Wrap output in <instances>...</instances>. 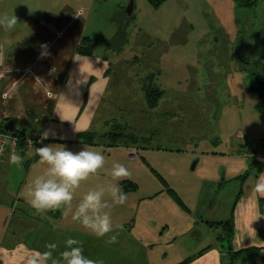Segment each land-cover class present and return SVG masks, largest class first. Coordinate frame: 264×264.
I'll use <instances>...</instances> for the list:
<instances>
[{
	"label": "crops",
	"instance_id": "1",
	"mask_svg": "<svg viewBox=\"0 0 264 264\" xmlns=\"http://www.w3.org/2000/svg\"><path fill=\"white\" fill-rule=\"evenodd\" d=\"M91 2L94 0H0V15L7 13L18 18L13 30L0 28V129L47 132L48 139L41 146L63 145L74 152L85 146L104 156L108 150L126 151L137 146L127 137L141 140L138 132L145 121L154 120V113L146 106L141 85H137L136 91V86H129L131 78L124 76L126 66L122 65L130 61L120 60L115 54L111 59L95 55L90 45L86 47L90 39L80 30ZM78 48L90 54H80ZM113 70L117 72L116 91H110ZM98 123L110 126L103 129ZM81 133L92 134L93 141L81 143L78 139ZM113 133L119 136L108 149ZM259 136L260 152L253 151L251 156L231 155L245 158L244 173L216 184L217 194L227 185H234L229 213L220 219L213 213L219 210L218 202L213 208L211 199L205 207L209 213L202 217H192L190 209L177 203L166 202L160 209L155 202L166 198L162 190L147 193L138 202L114 204L112 185H118L126 195L133 186L127 185L129 189H125L124 179L112 180V166L119 161L105 160L104 167L90 176L97 186H82L88 179L81 182L72 201L74 208L88 191L105 189L104 200L110 205L106 211L110 213L114 231L102 238L89 234L71 219L70 213L35 212L27 202V193L33 180L46 173L47 166L39 163L37 155L21 147L8 152L0 160V177H6L13 165L9 163L12 153L23 157L22 165L27 167L30 159L32 163L16 200L11 199L9 186H0L2 219L6 220V211L11 206V225L17 228L7 234L0 232V264H25L28 250L43 252L49 243L57 245L53 255L58 257L69 238L81 242L85 256L102 260L103 264H224L225 261L264 264V198L257 203L250 191L256 179L264 174L263 134ZM7 195L9 199L5 198ZM226 223H230L231 229L230 251L223 246L222 228ZM18 229L24 231V236L16 240ZM112 235H117L114 243L109 242ZM194 235L197 238L193 240ZM187 237L190 242L185 246ZM249 249H256V253L240 254Z\"/></svg>",
	"mask_w": 264,
	"mask_h": 264
},
{
	"label": "rangeland",
	"instance_id": "2",
	"mask_svg": "<svg viewBox=\"0 0 264 264\" xmlns=\"http://www.w3.org/2000/svg\"><path fill=\"white\" fill-rule=\"evenodd\" d=\"M130 1L94 0L80 30L90 39L86 47L90 45L91 53L130 61L122 65L124 76L131 78L129 86L137 91L141 85L142 97L148 90L155 99L150 106L144 97L154 120L145 121L137 146L108 150L105 160H117L131 173L123 180V188L133 186L128 203L162 190L166 198L155 202L160 209L166 202L177 203L190 209L192 217H202L209 213L208 203L214 208L218 202L219 210L212 212L224 218L234 185L217 194L216 184L242 175L245 158L231 155L260 152L259 134L264 137L257 95L250 89L254 72L264 77V0L251 9H237L232 0H164L159 5L133 0L131 16L123 25ZM111 73L110 91H116L117 72ZM98 124L103 129L110 126ZM29 165H11L7 176L0 177V186H9L12 200L18 198ZM93 182L89 177L81 185L97 186ZM11 213L8 206L5 221L0 213L1 233L17 229L11 225ZM23 236L18 229L15 239ZM188 242L189 237L183 245ZM223 246L226 249L225 242Z\"/></svg>",
	"mask_w": 264,
	"mask_h": 264
},
{
	"label": "clouds",
	"instance_id": "3",
	"mask_svg": "<svg viewBox=\"0 0 264 264\" xmlns=\"http://www.w3.org/2000/svg\"><path fill=\"white\" fill-rule=\"evenodd\" d=\"M18 23L16 15L7 13L0 15V28L13 30ZM46 47V45H42ZM48 133L42 134L41 143L48 139ZM4 148L0 146V154ZM39 157V163L47 166L45 174L37 176L27 193V202L35 212L43 214L49 210H62L64 215L71 214V219L78 222L89 234L102 238L114 231L110 213L106 209L110 205L105 202V189L88 191L79 203L73 208L74 192L91 175L96 174L104 167V155L88 147L83 146L80 151H71L65 146L48 144L35 149ZM23 157L12 153L9 163L20 166ZM131 175L129 170L120 163L112 166L110 176L112 180L119 181ZM251 196L258 203L264 198V174H261L251 186ZM111 198L114 204L123 205L127 195L118 187H110ZM122 229V226H117ZM118 235V233H117ZM117 235H112L110 243L117 240ZM80 241L69 238L65 241V250L58 257L53 255L57 245L49 243L47 250H28L25 256V264H103L102 260H93L83 253Z\"/></svg>",
	"mask_w": 264,
	"mask_h": 264
},
{
	"label": "trees",
	"instance_id": "4",
	"mask_svg": "<svg viewBox=\"0 0 264 264\" xmlns=\"http://www.w3.org/2000/svg\"><path fill=\"white\" fill-rule=\"evenodd\" d=\"M148 1L153 5H159L164 0H148ZM232 1H233L234 5L237 9H251L257 4V2L259 0H232ZM78 51L80 54H90V51L84 50L83 48H78ZM254 65L257 66V61L254 62ZM253 76H254V84L250 89H251V91H253L257 95L256 110L258 111L261 120L264 122V77L262 74H259L257 72H254ZM149 93L150 92H148V90H147L146 100L150 106H153L155 99L150 98ZM151 93L154 94L156 92H151ZM155 96H158V93L153 95V97H155ZM20 132L23 134L26 131L20 130ZM118 136H119L118 134H114V133L111 136H109L110 140L112 142L111 145H109L110 147H112L116 144V142H117L116 137H118ZM78 139L81 143L87 144V143H90L93 141V135L90 133H81V134H79ZM127 139L129 141L131 140L132 144L136 143V141L133 140V138L131 136H128ZM263 141H264V137L262 139V142ZM21 148H23V147H21ZM167 192L169 193V195L172 198L177 199L176 194L173 191H171L170 189H167ZM223 230L226 231V236L222 235L223 241L226 243V250L230 251V246H229V241L231 239L230 223H226L223 227ZM218 239H221V237H219ZM254 253H256V249H249V250H245V251L240 252V254H254Z\"/></svg>",
	"mask_w": 264,
	"mask_h": 264
},
{
	"label": "built area",
	"instance_id": "5",
	"mask_svg": "<svg viewBox=\"0 0 264 264\" xmlns=\"http://www.w3.org/2000/svg\"><path fill=\"white\" fill-rule=\"evenodd\" d=\"M42 134L38 133H21L18 128L13 127H4L0 129V146L4 148L1 158L8 152L16 151L20 146L23 147L26 151H33L36 155L35 149L40 147L44 140L41 143Z\"/></svg>",
	"mask_w": 264,
	"mask_h": 264
},
{
	"label": "water",
	"instance_id": "6",
	"mask_svg": "<svg viewBox=\"0 0 264 264\" xmlns=\"http://www.w3.org/2000/svg\"><path fill=\"white\" fill-rule=\"evenodd\" d=\"M132 5H133V0L130 1L129 5L127 6V8L125 9V16H124V20H123V25L126 24L127 20L130 18L131 16V12H132ZM194 167H192L193 169Z\"/></svg>",
	"mask_w": 264,
	"mask_h": 264
}]
</instances>
